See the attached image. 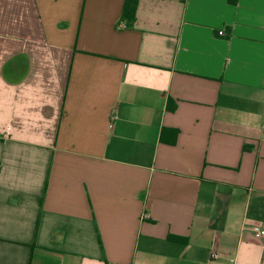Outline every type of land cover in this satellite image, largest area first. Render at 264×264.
<instances>
[{
  "label": "crops",
  "instance_id": "0c3cea01",
  "mask_svg": "<svg viewBox=\"0 0 264 264\" xmlns=\"http://www.w3.org/2000/svg\"><path fill=\"white\" fill-rule=\"evenodd\" d=\"M124 2L0 0V264H264V0Z\"/></svg>",
  "mask_w": 264,
  "mask_h": 264
},
{
  "label": "trees",
  "instance_id": "16d2710c",
  "mask_svg": "<svg viewBox=\"0 0 264 264\" xmlns=\"http://www.w3.org/2000/svg\"><path fill=\"white\" fill-rule=\"evenodd\" d=\"M237 0H229L230 3H236ZM137 0H125L121 20L132 22L135 19V10H136ZM163 134L161 133V138Z\"/></svg>",
  "mask_w": 264,
  "mask_h": 264
},
{
  "label": "built area",
  "instance_id": "2783aa9c",
  "mask_svg": "<svg viewBox=\"0 0 264 264\" xmlns=\"http://www.w3.org/2000/svg\"><path fill=\"white\" fill-rule=\"evenodd\" d=\"M223 31H219V34H222ZM249 229L252 231L254 238L264 239V227L261 225L253 224L250 225Z\"/></svg>",
  "mask_w": 264,
  "mask_h": 264
}]
</instances>
